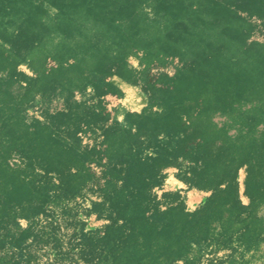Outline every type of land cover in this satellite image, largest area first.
Instances as JSON below:
<instances>
[{"label": "trees", "instance_id": "1", "mask_svg": "<svg viewBox=\"0 0 264 264\" xmlns=\"http://www.w3.org/2000/svg\"><path fill=\"white\" fill-rule=\"evenodd\" d=\"M258 33L264 0H0V264H36L40 244L75 264H204L225 249L230 264L264 261ZM115 76L149 95L126 124L109 106L125 95ZM88 86L94 102L26 120ZM170 167L211 192L195 209L179 190L154 191ZM86 190L100 196L88 211L108 220L91 230L70 204ZM56 209L81 224L66 249Z\"/></svg>", "mask_w": 264, "mask_h": 264}, {"label": "rangeland", "instance_id": "2", "mask_svg": "<svg viewBox=\"0 0 264 264\" xmlns=\"http://www.w3.org/2000/svg\"><path fill=\"white\" fill-rule=\"evenodd\" d=\"M53 12L56 10L51 8ZM260 22V21H259ZM256 38L263 40L264 33H258L255 35ZM177 62V61H176ZM130 63L132 66L140 68V61L137 57H132L130 59ZM20 68L27 72L28 74H32V71L26 66L21 65ZM126 82V81H125ZM125 85V95L119 101H113L109 105L113 107L114 105L119 106V112L117 117L120 121L126 124L124 117L127 110H137L140 111L148 102V93L145 92L143 88V81L139 80L136 84L124 83ZM67 93H58L51 99L47 101H39L37 105L34 107L28 108L26 110V120L31 122L33 119L37 118L42 121H49V116L55 112L64 110L68 107V105L76 100H86L89 103H92L96 100L94 97V88L92 86H88L83 92H77L75 96L71 97L69 100L67 97ZM215 120L222 122L226 119V116L223 114H216L214 117ZM87 138L84 139V143H87ZM168 175H174L175 178L184 182L180 179L181 171L177 167H170L165 171ZM246 165L243 166L239 171V181L241 183V198L245 203H249L250 198L245 194V178H246ZM185 183V182H184ZM186 186L183 189L182 195L187 202V205L190 209H195L198 207L206 197L211 193L209 191L200 190L196 187L189 186L185 183ZM154 191L161 197L164 190L162 187H156ZM100 196L97 192H93L91 190L84 191L83 196H78L71 201V206L74 208V212L77 215L78 219L84 220L86 222V229L91 230L95 229L102 224L108 222V220L104 218H100L96 213L89 212L88 209L92 205V200H98ZM56 218L60 227V233L65 238V249L69 243V239L73 240V234L77 230L81 224L75 221V216H63L59 209L55 210ZM41 220L43 221L46 217L41 216ZM21 224L26 226L28 223L26 220H21ZM31 250L35 253V263L36 264H75V261L72 260L74 257L73 254L70 257H60L61 259H56V255L52 250V247L49 245H35L31 247ZM232 252L231 249L221 250L212 254H207L204 259V264H230V259L226 258L228 254ZM249 254L246 256H237L239 260V264H264V261L259 258H253L251 262H247ZM77 257V255L75 256ZM84 263V261H80V264ZM88 264V263H85Z\"/></svg>", "mask_w": 264, "mask_h": 264}, {"label": "crops", "instance_id": "3", "mask_svg": "<svg viewBox=\"0 0 264 264\" xmlns=\"http://www.w3.org/2000/svg\"><path fill=\"white\" fill-rule=\"evenodd\" d=\"M113 80L118 83L124 90H125V84L126 83L123 79H121L120 77L115 76L113 78ZM186 186V184L180 180H178L177 178L174 177V175H168V177H166V181L163 185V190H179L180 192H183L184 187Z\"/></svg>", "mask_w": 264, "mask_h": 264}]
</instances>
